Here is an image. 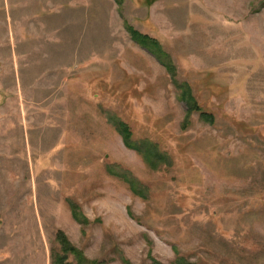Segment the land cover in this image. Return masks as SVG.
Here are the masks:
<instances>
[{
	"label": "rangeland",
	"instance_id": "obj_1",
	"mask_svg": "<svg viewBox=\"0 0 264 264\" xmlns=\"http://www.w3.org/2000/svg\"><path fill=\"white\" fill-rule=\"evenodd\" d=\"M64 243L264 264V0H0V264Z\"/></svg>",
	"mask_w": 264,
	"mask_h": 264
},
{
	"label": "trees",
	"instance_id": "obj_2",
	"mask_svg": "<svg viewBox=\"0 0 264 264\" xmlns=\"http://www.w3.org/2000/svg\"><path fill=\"white\" fill-rule=\"evenodd\" d=\"M130 33L132 34V36H133V38L135 40V43H139V44H142V45H148L149 44L153 48L158 47V42L155 41L154 39H151V38H149L147 36H142L141 34L137 33L133 29H130ZM190 109H192V108H190ZM202 116H203V118H206V120L209 121L210 123L214 122L212 115L203 114L202 113ZM116 127H117V131L122 136L126 147L138 151L139 153H141L145 157L146 161L147 160L149 161V158L151 157V153H149V151H146L144 149V147H137L136 145H134L132 143V141H131L132 135H131L130 128L128 126L122 124V123H116ZM149 164L152 165V162H150ZM122 178H124V177H122ZM128 182L130 183V185L134 189V191H136L135 183L131 182V181H128ZM135 193H137V191ZM72 208L74 210L75 219L79 220L77 215H76V213H75L74 206H72ZM64 248H65L64 249L65 255L63 257H57L55 264H73V263L69 262V255H71V254L74 255L77 264H97L96 262H90L82 253L78 252L72 246H67L64 243ZM178 264H190V263L184 261L183 258H181V259L178 260Z\"/></svg>",
	"mask_w": 264,
	"mask_h": 264
}]
</instances>
